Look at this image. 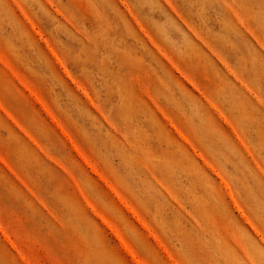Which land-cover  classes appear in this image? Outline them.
Wrapping results in <instances>:
<instances>
[{
	"label": "rangeland",
	"instance_id": "374dc122",
	"mask_svg": "<svg viewBox=\"0 0 264 264\" xmlns=\"http://www.w3.org/2000/svg\"><path fill=\"white\" fill-rule=\"evenodd\" d=\"M0 264H264V0H0Z\"/></svg>",
	"mask_w": 264,
	"mask_h": 264
}]
</instances>
